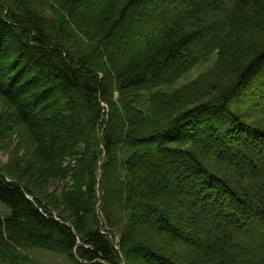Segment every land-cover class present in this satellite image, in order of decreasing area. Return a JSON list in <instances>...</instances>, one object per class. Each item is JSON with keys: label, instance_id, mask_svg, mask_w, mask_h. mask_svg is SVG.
I'll use <instances>...</instances> for the list:
<instances>
[{"label": "trees", "instance_id": "obj_1", "mask_svg": "<svg viewBox=\"0 0 264 264\" xmlns=\"http://www.w3.org/2000/svg\"><path fill=\"white\" fill-rule=\"evenodd\" d=\"M101 2L0 0V144H29L0 166V264H40L33 248L72 264H264V185L243 187L214 160L264 169L249 156L264 158V111H251L264 101V0H105L93 12ZM214 53L202 78L162 91ZM182 195L201 218L172 209ZM137 219L157 229L134 230Z\"/></svg>", "mask_w": 264, "mask_h": 264}, {"label": "rangeland", "instance_id": "obj_2", "mask_svg": "<svg viewBox=\"0 0 264 264\" xmlns=\"http://www.w3.org/2000/svg\"><path fill=\"white\" fill-rule=\"evenodd\" d=\"M105 4H106L105 0H102L101 3H99L96 7H94L92 9V11L98 12L100 7H102V5H105ZM219 32H220V27H216L215 29H213L211 34L208 35L206 38L207 42L209 43V41L213 37L218 35ZM140 39H141V35L138 31L137 32V41H136V42H138V44H141ZM131 46L134 47L133 44ZM216 62H217V54L214 53L210 57L209 60L205 61L201 65L194 67L191 71L186 73L178 81H176L175 83H173L169 87L163 88L162 91L173 92V91H177V90L182 89L183 87L193 83L194 81H196V80L202 78L204 75H206L209 71H211L215 67ZM242 97L244 99L246 98L245 95H243ZM141 98H138L139 102L141 101ZM238 106H240V103ZM251 109H252L251 111L253 114L260 111V110L264 111V101L263 100L260 102L256 101V103L253 104ZM255 116H254V118L256 119ZM24 138H25L24 136H14L12 139L9 140V142H5V143L0 144V166L3 169H5V171H9L8 168H11L13 166L15 158H16L14 156L16 154H18L20 156L23 154L25 147L28 146L27 149L29 148V144L23 143ZM201 141H202L203 145L206 144V142L204 141L203 135L201 136ZM214 156H215L214 157L215 161H219L221 166L225 167L224 169H228V171L231 173V176L233 177V180L235 183L238 182L243 187L249 186L250 183H257L259 185H264V169H259L255 173H253L247 162H241L239 164L240 166L238 165V167H236V171H235L234 170L235 168L233 169V166L238 161L237 157H233V155H226V154L223 156V154L220 153V151L214 152ZM249 156L251 159L260 161V163L264 162V158L261 159L260 157H257L256 155H252V154H249ZM124 158H125V155L122 154L121 158H120L121 163H122V161H124ZM217 159H219V160H217ZM221 159H224V160L221 161ZM160 162L163 163L162 160ZM256 163H257V161H256ZM163 166H165V165H163ZM230 166H232V167H230ZM237 169L246 173V176L249 177V180H247V181L244 180L241 177V175L239 174V172L237 171ZM121 172H122V169H121ZM165 181H167L169 183L171 188L174 187V185L176 184V180L173 176V172H171V171L167 172V175L165 177ZM62 188H63V183L61 181H57L56 184H49L47 186V189H48L47 194L50 197H51V195L54 196L53 198L55 199L56 197L59 196V193H61ZM168 195H170V193H168ZM140 201H142L141 198L136 197V202H140ZM176 201H177L176 204L173 205V208H172L173 210L179 212L180 214L184 213V215H186L185 213H189L191 210H193L195 213H197L200 216V218L202 217L201 213H203L204 210L200 208L201 204H199V203L192 204L190 197L182 195L180 197H177ZM190 208H192V209H190ZM10 211L11 210L6 205H4L3 203L0 202V216L1 217L5 218L6 216H8L10 214ZM65 215H66V213H65ZM230 222H231L230 219H225L226 224H228ZM143 225L147 226L146 227L147 231L157 229V225H155L153 223H142L141 220L137 219L135 222L134 230H137V231L141 230ZM213 226L215 227L216 224L214 223V225H212V228H213ZM209 230H210V227H207V226H203L202 228H200V227L196 228L195 227V233L197 235V238L199 239L198 244H199L200 248H202V249L209 247V242L211 241V238L209 240V237H210L209 235H208V237H206ZM226 231H229V230L226 229ZM140 240L141 239H138V241H140ZM26 254H28L30 257H32L35 261H37L40 264H72L71 260L69 259V257L67 255L57 253L54 251L45 250V249H39V248L29 249L26 251ZM238 264H240V263H238ZM243 264H254V263L249 262V263H243Z\"/></svg>", "mask_w": 264, "mask_h": 264}]
</instances>
